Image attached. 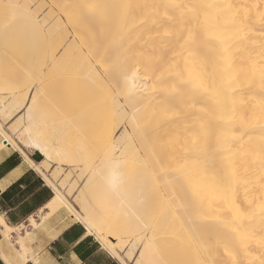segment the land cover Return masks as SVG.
<instances>
[{
	"label": "bare ground",
	"instance_id": "obj_1",
	"mask_svg": "<svg viewBox=\"0 0 264 264\" xmlns=\"http://www.w3.org/2000/svg\"><path fill=\"white\" fill-rule=\"evenodd\" d=\"M3 1L0 9L18 20L11 32L39 50L20 54L0 43V51L13 60L23 58L27 66L21 68L31 79L49 78L44 72L48 57L70 33L71 41L54 63L57 74H51L67 79L69 93L91 98L82 112L93 117V145L77 154L44 137L45 128H35L40 89L29 94L39 91L33 119L27 107L19 116L23 124L17 141L0 121V149L17 152L16 146L38 139L51 157L39 153L43 167L49 162L82 167L76 180L91 169L78 194L81 212L50 179L54 207L45 217L63 208L76 222L80 217L83 227L91 224L121 264L130 259L121 254L117 240L139 233L136 222L125 233L105 222L103 234L101 218L95 216L105 192L119 190L129 178L119 172L124 156L117 154L112 135L114 96L121 90L134 137L126 146L134 152L126 168L138 176L143 192L165 199L159 212V203L151 199L145 217L158 214L156 226L166 225L168 243L196 247L203 256L183 264H264V0H37L34 10L47 5L49 15L57 13L53 19L42 16L45 31L27 11L31 0L19 6L21 0L2 6ZM19 41L15 47H21ZM16 81L15 76L11 99L0 105L3 120L28 95L25 91L22 101L16 98ZM26 103L31 106V100ZM77 124L82 128L81 120ZM77 136L84 140L81 131ZM154 241L153 236L143 244L133 264H152Z\"/></svg>",
	"mask_w": 264,
	"mask_h": 264
},
{
	"label": "rangeland",
	"instance_id": "obj_2",
	"mask_svg": "<svg viewBox=\"0 0 264 264\" xmlns=\"http://www.w3.org/2000/svg\"><path fill=\"white\" fill-rule=\"evenodd\" d=\"M6 1L7 0H4L1 5L3 6ZM38 1L40 2L42 0ZM38 1L31 0V3H29V5L27 6V11L30 13L32 18L37 21L41 29L45 31L47 21L43 22V18L46 19V17L49 15L48 12H46L48 9L46 5V8L42 6L43 10L42 7L34 10V8L37 6ZM22 2L23 0L19 1L18 6ZM33 10L36 12H34ZM56 15L57 13L54 12L48 17H50V19H53ZM12 17H14V19L11 23H8L9 18ZM15 17L16 16L13 15L10 11L4 10L3 8L0 9V30L2 31H0V43H2V47L6 48L10 46V49L13 48V51H16L17 49L16 52H18L19 50L18 53L20 54H26L30 49V52H32L34 49L39 50V46H35V43L32 44L30 39L24 38V41L26 42L22 43L23 37L15 36L11 32L15 27V24L18 22L17 18ZM18 37L20 41L17 40ZM46 39L50 42L53 38L50 39L49 37H46ZM71 39V34L68 33L67 36L62 40L61 44H59L55 48L53 55H50L48 57V62L44 67V72L49 76V78L45 77L40 80H33L28 77V69H24L26 68L27 63L23 61V58H14L13 60L11 54H7L1 49L0 74L5 76L3 79L4 81L0 82V105L7 104V102L11 99L9 90L11 88L10 85L13 84L12 81L14 80L15 76L18 78V81H16L17 84L14 85V87H16V90L14 91H17L15 94V96H17V99L22 101L25 91H28L27 93L29 95L35 89H40L42 93L39 98V111H37L34 116V122L38 125H36L35 128L39 127L40 129V126L41 128H45L46 134H44V137L45 135L49 136L53 141H55V143L61 145V148H69L73 153L77 154L78 152L82 150L84 151L87 148L91 149L93 145V143L90 141V138L92 137H90L89 129L93 121V117L90 113H88L87 110L82 112V108L84 107L83 105L89 103L91 98L86 95H74L72 92L69 93L68 90L71 86L70 83L66 81L67 79L61 78L59 80H55V78H53L52 76V74H57L56 70L58 69V67L54 65L57 59L56 57L60 55L67 44L71 41ZM13 41H15L16 43H18L19 41V46L21 47H15L18 45ZM19 59H21L22 62H20L21 60ZM21 66H24V68H21ZM5 78L6 80L10 79V81L8 80L10 84H8L9 82L6 81ZM114 99L117 101V103L115 108L116 121L112 126L113 141L117 145V154L122 153V156H124L120 159L123 164L119 169V172L123 176H127L129 178L119 190L105 192V195L103 197L104 204L102 206L95 205V211L98 213L97 215H95L96 219L101 218L100 221H102L100 223V233L104 234L106 232L104 229H102L103 223L105 222L112 221V225H114L113 228L116 229L115 232L117 233L127 232L128 225L131 222H136L137 227L140 228L139 233L134 234V236L132 237H127V235H124L120 240H117V248L120 250L121 254L124 255L126 259H128V256L130 255V259H128V262L136 260L137 256H139L143 244L147 240H151L153 236L155 237V241L150 252L152 264H183L190 261L195 255H198L201 259L202 254L197 251L196 247L194 248V251H192L187 247L168 243L166 237V234L168 233L166 225L159 224V226H156L155 221L158 218V214L154 216H148L147 218L145 217L146 212H151L152 210V208H149V201L151 199L155 200L154 204L156 202L159 203V209L157 212H159L162 208L164 209L165 199H163L161 202V200L158 201V198H156V196H149L147 193L143 192L141 190L142 184L139 181L138 176L131 170H128L126 168L128 158H133L134 154L132 150H126V146H128L130 142L133 143L134 137L128 123L129 110L124 103V97L121 90L116 96H114ZM24 100L23 105L27 102ZM23 111L24 107L21 106L5 120H3V118L0 116V121L3 127L9 133L11 138L16 141L18 134H16V132L22 128L23 124V121L19 117L23 113ZM41 117L43 118L41 119ZM80 120L83 122L82 128H79L77 124V122ZM14 128H16L15 131L13 130ZM79 131L82 132L84 140H80L78 138L77 135L79 134ZM23 149L25 152H27L28 157L33 156V149H30L28 147H24ZM138 156L140 158L142 157L141 154H138ZM80 168L82 167L71 166L70 164H67V162H49L48 168L43 167L44 172L49 175V178L53 180V182L65 195L71 205L79 212L81 211L79 207L78 194L91 170H87L79 180H76ZM171 208V211L174 212L175 206H172ZM139 222H142V224H140ZM147 224L149 226L144 227V225ZM172 233L175 235L177 232L176 230H172ZM203 264L206 263L204 262Z\"/></svg>",
	"mask_w": 264,
	"mask_h": 264
},
{
	"label": "snow or ice",
	"instance_id": "obj_3",
	"mask_svg": "<svg viewBox=\"0 0 264 264\" xmlns=\"http://www.w3.org/2000/svg\"><path fill=\"white\" fill-rule=\"evenodd\" d=\"M13 19L14 17L9 18L8 23H11ZM38 96L39 91L36 90V95H28L24 98L25 101L31 100V106L27 103L22 105V107L28 108L30 121L33 119ZM16 147L18 150L15 153V163H11L12 157L10 156L5 161L10 164L7 175L0 174V232L3 233L5 242L11 240L9 233L17 231L23 225L24 220L28 218V214L25 212L27 202L38 201L37 207L43 205L41 219H44V209L54 207V201L49 191L53 184L42 167L43 157L51 159L47 149L38 139H30L27 147L38 150V153H42L43 157L39 154L28 157L23 148ZM25 160H28L27 165H25ZM31 219L34 227L40 226L34 216ZM65 228L66 230L56 235L54 239L43 241L48 255L39 259L37 264H85L76 248L72 247L84 243H90L94 252L93 258L87 261V264H121L117 253L108 247V243L101 236L93 232L91 224L84 222V227L81 228V218L77 217L75 224L68 223ZM30 235L36 236L37 234L30 233ZM61 241H64L67 247H61ZM20 242L22 243V240ZM52 249H56L55 254L51 252ZM61 255L64 260L60 259ZM70 257H75V260H71ZM122 264H127V261H123Z\"/></svg>",
	"mask_w": 264,
	"mask_h": 264
},
{
	"label": "crops",
	"instance_id": "obj_4",
	"mask_svg": "<svg viewBox=\"0 0 264 264\" xmlns=\"http://www.w3.org/2000/svg\"><path fill=\"white\" fill-rule=\"evenodd\" d=\"M15 153L16 152L10 148L0 149V174L7 175L10 164L5 161L11 156V163H15ZM49 191L53 198V191L51 189H49ZM38 203V201L27 202L25 212H27L28 218L24 220L23 225L17 231L9 233L11 237L9 242H5L3 233L0 232V264H7L4 257L9 264H37L39 259H43L48 255L43 241L50 238L54 239L56 235L63 233L66 230V224L76 223L63 208L48 217H45L48 209H44V219H41V209L43 205L41 204L37 207ZM33 216L35 220L39 222V227L33 226V221L31 219ZM81 228H83L82 225ZM30 233H36L37 235L32 236ZM21 240L22 243L20 242ZM20 243L22 247L25 248L24 254L22 253ZM60 244L61 247H67L64 241H61ZM72 247L76 248L79 256L85 261V264L93 258L94 252L90 243L73 245ZM51 252L55 254L56 249H52ZM60 259L64 260L63 255L60 256ZM70 259L74 261L75 257H70ZM131 263L133 264L134 261L128 262V264Z\"/></svg>",
	"mask_w": 264,
	"mask_h": 264
},
{
	"label": "water",
	"instance_id": "obj_5",
	"mask_svg": "<svg viewBox=\"0 0 264 264\" xmlns=\"http://www.w3.org/2000/svg\"><path fill=\"white\" fill-rule=\"evenodd\" d=\"M37 154H39V153H37V152H34L33 156H34V155H37ZM39 155H40V154H39ZM40 156H41V155H40Z\"/></svg>",
	"mask_w": 264,
	"mask_h": 264
}]
</instances>
